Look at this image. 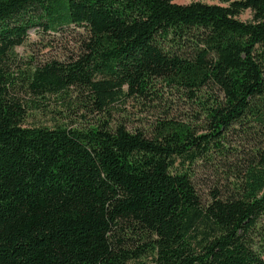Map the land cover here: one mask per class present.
I'll return each instance as SVG.
<instances>
[{
	"label": "trees",
	"instance_id": "trees-1",
	"mask_svg": "<svg viewBox=\"0 0 264 264\" xmlns=\"http://www.w3.org/2000/svg\"><path fill=\"white\" fill-rule=\"evenodd\" d=\"M128 99L161 114L131 129ZM52 101L99 116L25 123ZM0 264H264V0H0Z\"/></svg>",
	"mask_w": 264,
	"mask_h": 264
},
{
	"label": "rangeland",
	"instance_id": "rangeland-1",
	"mask_svg": "<svg viewBox=\"0 0 264 264\" xmlns=\"http://www.w3.org/2000/svg\"><path fill=\"white\" fill-rule=\"evenodd\" d=\"M179 3H190L197 0H174ZM207 3H218L222 5H228L231 1L223 2L222 0H200ZM238 18L243 21H251L253 19V12L250 9L242 11ZM76 37L78 34L74 30H66L63 32H53V31H35L32 30L29 38L24 45H20L15 48L14 63L13 67L15 69H23L28 66H35L43 62L58 59V60H68V58L74 55L78 49L76 45ZM117 106H124V104L118 103ZM75 105L71 108L64 106L62 104H56L52 101V104L45 110H30L26 118L25 123L27 125L44 124L47 126H54L56 124H61L64 122L71 123L70 118L74 120L81 121L80 124H86L88 121H95L96 117L99 115H92L90 112L78 109H73ZM184 111V108L180 107L177 109V113L180 110ZM176 110V109H175ZM188 112V111H187ZM192 112H189L188 118L194 124ZM85 114V116L81 114ZM161 114L160 107H153L149 102L135 99H128L125 107L121 110L115 111L116 118L121 121H125L131 129L135 128H149L150 124L155 121V118ZM186 116L185 114H182ZM197 182L202 189V191L209 192L210 188L214 186L216 177L213 178V173L211 171L205 172L202 168L197 171ZM207 195V193H205Z\"/></svg>",
	"mask_w": 264,
	"mask_h": 264
}]
</instances>
